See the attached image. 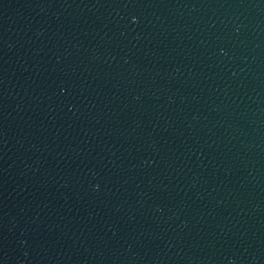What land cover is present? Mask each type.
<instances>
[{
	"label": "water",
	"instance_id": "1",
	"mask_svg": "<svg viewBox=\"0 0 264 264\" xmlns=\"http://www.w3.org/2000/svg\"><path fill=\"white\" fill-rule=\"evenodd\" d=\"M0 264H264V0H0Z\"/></svg>",
	"mask_w": 264,
	"mask_h": 264
}]
</instances>
